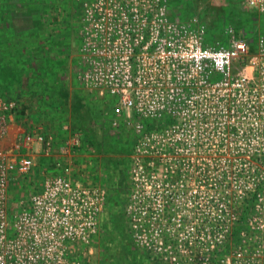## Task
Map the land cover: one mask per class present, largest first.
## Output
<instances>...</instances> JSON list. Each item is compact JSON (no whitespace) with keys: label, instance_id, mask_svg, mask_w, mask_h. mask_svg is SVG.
Here are the masks:
<instances>
[{"label":"built area","instance_id":"built-area-1","mask_svg":"<svg viewBox=\"0 0 264 264\" xmlns=\"http://www.w3.org/2000/svg\"><path fill=\"white\" fill-rule=\"evenodd\" d=\"M125 1L88 4L85 35L98 43L91 49L83 80L88 87L116 100L128 120L127 128L141 137L136 151L157 157V161L146 163L141 156L132 165L133 207L149 195L156 166L166 173L177 169V185L183 187V181H191L180 198L184 196L191 204L204 199L202 192L208 189L209 202L204 209L208 221L204 220L203 227L197 218L190 235L194 237L204 228L210 233L208 242L213 248L211 233L217 229L208 224L210 218L224 216L220 227L224 238L236 215H243V203L236 207L233 199L246 200L242 191L209 195L214 192L213 168L254 167L264 152V39L260 41L257 76L251 83L245 75H234L236 68L245 69V42L233 40L226 46L208 43L205 26L196 18L188 22L172 19L166 0ZM247 5L264 14V0H247ZM5 104L14 108L13 103ZM250 120L251 126H247ZM148 124L159 127L149 129ZM7 131L0 115V143ZM37 144L34 132L22 135L12 148L0 144V264H85L84 248L99 232L106 192L73 178L70 168L38 180L30 155ZM16 152L25 155L19 160ZM216 153L225 155L215 161ZM182 168H189L187 172L194 175L181 179ZM156 174L162 176L159 171ZM238 178L237 174L228 177L235 183L240 182ZM13 183L30 186L14 209L9 202ZM195 183L197 187L191 189ZM259 188L256 185L253 189L254 201L261 197ZM168 196L161 197V211L169 209L167 202L163 203ZM255 210L264 218V209ZM216 243L222 245L223 241Z\"/></svg>","mask_w":264,"mask_h":264},{"label":"rangeland","instance_id":"rangeland-1","mask_svg":"<svg viewBox=\"0 0 264 264\" xmlns=\"http://www.w3.org/2000/svg\"><path fill=\"white\" fill-rule=\"evenodd\" d=\"M96 1L0 0V8L10 11L7 16L16 17L14 25L20 30L19 36L24 35L6 42L0 40L5 42L0 48V115L8 130L0 144L12 148L22 135L34 132L38 144L30 155L36 163L38 180L70 168L73 178L105 190L106 209L96 239L84 248L85 264H264V218L255 210L264 209V182L261 185L264 152L259 154L254 167L213 168L214 192L209 195L242 191L241 195L246 197L244 201L238 197L233 199L236 207L243 203L244 209H240L243 215H236L224 238L220 229L224 216L210 218L208 224L217 229L211 233L215 240L213 248L209 247L210 233L204 228L194 237L190 235L197 218L203 227L208 218L204 211L209 202L208 189L205 187L202 192L204 199L191 204L184 196L180 198L191 181H183V187L177 185V169L166 173L156 166V178L148 185L149 195L143 202L136 200L137 205L133 207L132 165L141 156L146 163L157 161V157L154 153L141 155L136 151L141 137L127 128L128 120L116 100L88 87L83 80L89 69L91 49L98 43L97 39L85 35L84 17L88 4ZM118 1L126 3L115 0ZM166 3L172 19L188 22L196 18L202 23L206 41L212 45L226 46L233 40L245 42L248 46V53L242 57L245 69L236 68L234 75L242 74L251 83L254 81L260 41L264 39V14L251 9L247 0H166ZM14 59L29 64L3 68L7 61L11 65L16 63ZM5 103H13L14 108ZM251 123L252 120L246 121L247 126ZM158 127L148 124L147 128ZM16 153L19 160L25 155ZM216 154L215 161L225 155ZM182 170L181 179L188 180L194 175L187 172L189 168ZM157 171L161 177H157ZM234 174L240 182L228 179ZM223 180H228L227 184ZM256 185L260 186L261 197L254 201ZM20 187L11 184L12 209L19 196L30 190L29 184ZM196 187L195 183L191 189ZM167 193L169 198L163 203L167 202L170 210L161 211V197ZM191 207L195 210H190ZM250 208L254 210L248 212ZM192 212H196L195 216H190ZM218 240L223 244L216 245Z\"/></svg>","mask_w":264,"mask_h":264},{"label":"trees","instance_id":"trees-1","mask_svg":"<svg viewBox=\"0 0 264 264\" xmlns=\"http://www.w3.org/2000/svg\"><path fill=\"white\" fill-rule=\"evenodd\" d=\"M8 14H10L9 10H5L3 8H0V40H3L5 42L9 39H12V38L18 39L19 37H24L23 34L21 36H19L20 30L17 29V27L14 25L15 24L14 20L16 19V17H13L12 15L7 16ZM28 33H29V31H28ZM28 33H26V34H28ZM4 43H0V48L2 47V44H4ZM4 47L7 48V46H4ZM9 50L10 49H8V51ZM14 60L16 63H13V65H11V63L8 64V61H7L4 64L3 68L13 69V67H17V64L20 66H25V65L29 64L28 62H24L22 60H20V61H18V59H14ZM37 84H39V83H37ZM105 226H106V224H105Z\"/></svg>","mask_w":264,"mask_h":264},{"label":"crops","instance_id":"crops-1","mask_svg":"<svg viewBox=\"0 0 264 264\" xmlns=\"http://www.w3.org/2000/svg\"><path fill=\"white\" fill-rule=\"evenodd\" d=\"M36 85H38V84H36ZM33 100V99H32Z\"/></svg>","mask_w":264,"mask_h":264}]
</instances>
